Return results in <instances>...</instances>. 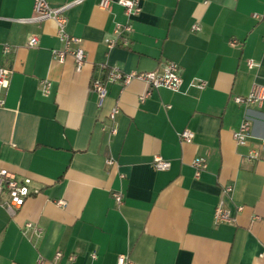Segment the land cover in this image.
I'll return each instance as SVG.
<instances>
[{
	"label": "crops",
	"instance_id": "obj_1",
	"mask_svg": "<svg viewBox=\"0 0 264 264\" xmlns=\"http://www.w3.org/2000/svg\"><path fill=\"white\" fill-rule=\"evenodd\" d=\"M76 1L49 4H72L66 28L83 41L81 72L72 57L53 59L63 48L53 21H21L33 16L34 0H0V68L13 71L0 95V169L40 191L13 217L0 197V264H117L120 255L133 264H264V158L248 162L249 147L233 139L245 117L255 140L264 139V103L234 101L264 85V20L254 17L264 14V0H140L128 46L114 48L106 40L128 21L124 9ZM31 36L39 39L34 48ZM170 62L180 67L179 92L113 83L99 106L95 78ZM42 80L51 83L48 96ZM185 130L192 143L181 141ZM156 156L170 169L156 170ZM200 157L207 168L196 178ZM221 201L233 212L243 206L234 224H215Z\"/></svg>",
	"mask_w": 264,
	"mask_h": 264
},
{
	"label": "built area",
	"instance_id": "obj_2",
	"mask_svg": "<svg viewBox=\"0 0 264 264\" xmlns=\"http://www.w3.org/2000/svg\"><path fill=\"white\" fill-rule=\"evenodd\" d=\"M82 0H77L73 4L80 3ZM112 3H117L124 9L125 15L128 21L125 24H117L114 30L115 38L107 39L106 44L109 48L118 46L127 47L130 40V35L133 32L131 20L141 13L140 0H101L99 7L103 10H109ZM72 4H68L61 8H52L49 4V0H34L33 16L30 19L21 20L28 23H40L45 21H53L57 27V36L62 43L63 48L61 50H53V59L59 63H64L67 57H72L75 62V68L77 72H81L85 62L86 54L83 48L82 39L72 36L67 32L68 19L65 15V11ZM256 19H263L264 14L254 16ZM193 30L199 31L198 26H194ZM39 39L37 36H31L28 39L27 45L30 48H34L38 45ZM235 42H232L234 45ZM11 52L10 46L6 45L3 48L4 55ZM250 69L254 68V63L248 61ZM13 71L8 67L0 68V95L6 92L11 83ZM133 81H140L146 83L150 89H168L173 92H179L182 87V78L180 75V67L174 62L168 63L163 70L153 72H123L118 69L109 70L103 78H95L92 81V90L97 94L99 100V106L107 95V86L113 83H120L123 86H127ZM41 91L44 96H48L51 93V83L49 80H42L40 82ZM205 84L201 83V87ZM148 96H142L141 101H144ZM237 105L244 106H258L261 107L264 103V85L254 84L247 96H237L234 99ZM4 101L0 100V108L3 107ZM118 111L116 107L113 110L112 116ZM195 134L189 130H185L180 134V139L184 143H192ZM233 139L235 143L240 147H249V151L245 156L248 162H257L263 160L262 153L264 152V139L255 140L253 134V122L249 117H245L241 122L239 128L234 131ZM255 141V142H253ZM109 164H114L112 160L108 161ZM153 166L158 171H166L170 169L171 163L168 160L163 159L160 156H156L153 159ZM193 169L195 171V177L199 178L200 175L207 168V160L205 158H196L193 161ZM31 180H20L16 175L9 172L6 169H0V197L6 195L7 201L3 202V206L6 208L10 216H15L18 210L23 205L24 201L32 196L38 195L40 191L38 189H30ZM234 191L233 186H226L223 189V193L226 196H231ZM113 197L118 205L122 204L123 198L120 192L113 193ZM59 206H65V202H57ZM243 206L236 208L233 212L228 209L223 201H221L214 212L215 224H234L236 222V216L243 211ZM27 227H31L28 224ZM63 257V253L58 251L55 254L54 260L57 262ZM264 259V253L261 255ZM95 258V254H93ZM75 256H70L69 261L73 262ZM38 264H45V260H38ZM117 264H133L131 259L127 255H120L117 260Z\"/></svg>",
	"mask_w": 264,
	"mask_h": 264
}]
</instances>
